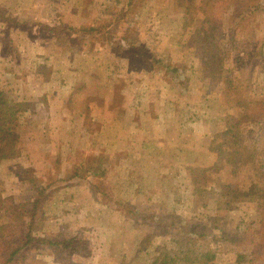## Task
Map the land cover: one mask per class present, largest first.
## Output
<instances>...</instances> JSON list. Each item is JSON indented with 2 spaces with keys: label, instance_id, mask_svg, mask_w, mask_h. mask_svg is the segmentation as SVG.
<instances>
[{
  "label": "rangeland",
  "instance_id": "374dc122",
  "mask_svg": "<svg viewBox=\"0 0 264 264\" xmlns=\"http://www.w3.org/2000/svg\"><path fill=\"white\" fill-rule=\"evenodd\" d=\"M205 2L224 57L222 76L233 79L237 96L222 94L223 83L188 44L204 14L188 22L184 0H0V88L24 109L15 151L0 162V195L26 209L18 233L0 235V264L15 245L6 264H155L165 253L176 264H264V212L253 200L230 208L219 201L227 185L264 179L250 165L224 161L229 149L218 153L221 138L212 141L228 115L243 112L249 121L241 132L260 141L264 0L239 14L234 0ZM131 78L142 83H126ZM125 90L132 99L149 90L162 96L152 98L162 116L144 120L146 136L169 135L179 144L191 128L197 149L208 147L196 149L197 182L178 165L183 158L159 167L156 160H173V151L125 158L127 136L107 126L126 116ZM169 111L174 115L165 117ZM128 158L136 165L129 173ZM208 166L217 168L197 172ZM160 168L170 181L156 179ZM7 220L0 211V224Z\"/></svg>",
  "mask_w": 264,
  "mask_h": 264
},
{
  "label": "trees",
  "instance_id": "16d2710c",
  "mask_svg": "<svg viewBox=\"0 0 264 264\" xmlns=\"http://www.w3.org/2000/svg\"><path fill=\"white\" fill-rule=\"evenodd\" d=\"M184 1L186 3L184 7V17L188 22L195 19L198 12L204 14V16H202V24L200 25L201 28H195L188 40V44L195 45L199 60L208 75L216 81L220 80L223 83L222 94H224L226 98H230L231 95L235 94L236 96L239 95L238 88L233 85V79L230 76H222L224 57L219 46L217 27L212 23V19L206 15L205 0ZM257 1L258 0H234V11L239 14L249 7L256 5ZM235 104L237 106L241 105L240 102H236ZM22 110H24L23 102L10 98L8 93L0 88V162L9 159L15 151L17 144L15 130L19 125V115ZM246 115V112H243L237 116V118L228 115L224 121L222 130L213 134L212 141L221 138V141L218 143V153H223V150L220 147L225 146V149H229L228 152L224 153V161L232 164L237 160L238 164L250 165L254 169L256 175L264 179V121L260 124L262 125V130L259 134L260 141H250L245 138V134L241 132L242 123L249 121V116ZM256 122L257 121H255V123ZM210 149L214 150L213 147ZM213 168L217 167L208 166L207 168H199L200 170L197 172L211 170ZM196 169V167H188L187 170L193 177V179H191L192 183L195 181L197 182V179H194ZM228 186L229 185L225 188L226 192L219 198V201L223 203L225 208L233 206L230 203L235 200H253L257 205V209L264 212V183L259 184L251 182L244 187H236L232 188V190H229ZM224 197L225 199L222 200ZM0 211H3L8 217V220L5 223L0 224V235L2 236V234H5L7 229L15 230L18 233V228L20 229V226L24 225L26 211L25 204H11V202L0 195ZM28 239L30 241L28 232H26L25 242L28 241ZM39 240L49 246L59 244L58 242L48 240L47 238L40 237ZM19 248L18 245H15L10 249L8 248L7 259L1 264H6V262L12 259ZM175 259L176 258L171 254L165 253L159 260H157V262H155V264H176Z\"/></svg>",
  "mask_w": 264,
  "mask_h": 264
},
{
  "label": "crops",
  "instance_id": "0c3cea01",
  "mask_svg": "<svg viewBox=\"0 0 264 264\" xmlns=\"http://www.w3.org/2000/svg\"><path fill=\"white\" fill-rule=\"evenodd\" d=\"M125 70L126 72H133L135 71L134 67L130 66L129 63L125 66ZM129 74H125L127 77L130 75H133L132 73ZM126 83H131L133 85H136L137 83H142L140 79H137V78H131V79H126ZM143 92V91H142ZM149 97L151 99H147L149 98L148 96L146 97V93H145V98L143 97L144 95H142V93L138 94V95H135V98H130V96L128 95V91L125 90V95L126 97L124 96L123 97V107L127 110V114L126 116H123L121 117L120 119V116H116V117H113V119H115V122L114 121H110L107 126L109 127H113L114 129L116 128H119L120 131H121V134L123 137L127 136V141L126 140H123L125 142H127V145H124V146H127L126 148L123 146V149H128L129 151V154L125 156V158L127 157H132L133 155L135 154H138V155H141V154H147L145 155L147 158L150 156L148 155V153H151V154H160L162 151H173V156L174 159H169V160H166L164 162V164L162 163V160L158 159V158H154V160H156V162L160 165L159 167H162V166H165L167 168H171V167H174L175 165H177V160H178V157H180L181 159L183 158L184 161H181L179 162V166L182 167L183 171L188 174V167H193L194 166V161H195V157L197 154L196 153V149H197V145L195 144V142L191 139V135L193 133V130L191 128H185V131L183 132L184 134V139L181 141V143L179 144H172V142H170L171 140L169 139V135H168V138L167 136H164L163 134H161V136L159 135H148L146 136V134L148 133H144L143 131V128L145 126V121L144 120H152L153 122L154 121H159V119L161 118V114L159 111L157 110H154L153 112V105L156 103V101L152 100V98L154 97L151 93V91L149 90ZM161 94L160 96L158 95L157 97L155 96L154 98H159V99H162L161 98ZM131 100H130V99ZM145 101V102H143ZM127 102H128V105H127ZM132 106V108L130 107V105ZM148 106L147 110H143L144 107ZM129 109H131V116H130V113H129ZM168 115H167V114ZM164 114L165 117H168L169 118L174 115L172 111H169V112H166ZM94 117V116H93ZM126 117H129V118H126ZM127 120V125H124L123 126V121ZM182 121V119H181ZM182 125L185 124V123H181ZM158 127V126H157ZM187 127V126H186ZM108 129V128H107ZM161 129V127L159 126L158 127V131ZM124 133V135H123ZM114 140V139H113ZM131 140V142H130ZM126 144V143H125ZM176 145V146H175ZM197 150H200L201 152L199 153H202V151H204V153H207L209 152V149L208 147L205 149V148H199ZM175 152V154H174ZM178 153V154H177ZM179 155V156H178ZM194 159V161H193ZM127 160V162H126ZM128 164V165H125L128 169V173H129V168L131 169L130 171L132 172V169L135 165L134 162H131L130 158L128 159H124V164ZM207 164V163H206ZM197 165H200V164H197ZM161 171L163 173H158L157 174V178L156 179H159L160 182H163V181H170L172 179V175L169 174V172L165 169L164 171L162 170V168H160ZM165 173V174H164ZM134 176H138L137 174H133Z\"/></svg>",
  "mask_w": 264,
  "mask_h": 264
}]
</instances>
